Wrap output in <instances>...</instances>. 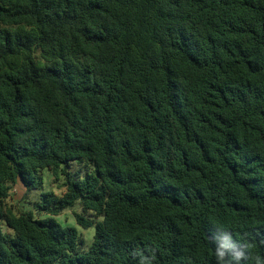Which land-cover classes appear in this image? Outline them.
<instances>
[{"label": "trees", "instance_id": "trees-1", "mask_svg": "<svg viewBox=\"0 0 264 264\" xmlns=\"http://www.w3.org/2000/svg\"><path fill=\"white\" fill-rule=\"evenodd\" d=\"M0 222V264H264V0H0Z\"/></svg>", "mask_w": 264, "mask_h": 264}, {"label": "rangeland", "instance_id": "rangeland-1", "mask_svg": "<svg viewBox=\"0 0 264 264\" xmlns=\"http://www.w3.org/2000/svg\"><path fill=\"white\" fill-rule=\"evenodd\" d=\"M88 172H90L88 168L77 162H72L68 168H61V171L56 177L50 171L43 170L41 172L42 188L27 190L22 183L17 182L6 201L7 206L11 207L16 213L32 212L36 219H45L47 215L43 213L39 214L37 211L41 195L49 192L60 196L64 192L63 185L68 179H82ZM76 214H82L81 207L78 203L73 208L62 212L54 218L61 226L75 228L84 241V249L87 250L92 242L95 228L93 225L90 228L83 229L76 222ZM84 216L87 217L88 215L84 214ZM0 231L3 235L13 236L12 230L7 228L4 222H0Z\"/></svg>", "mask_w": 264, "mask_h": 264}]
</instances>
